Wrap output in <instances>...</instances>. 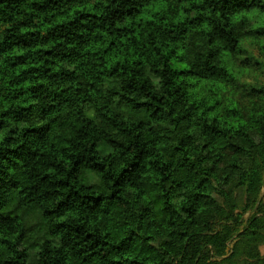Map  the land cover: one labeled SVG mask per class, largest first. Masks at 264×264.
<instances>
[{
  "label": "trees",
  "instance_id": "obj_1",
  "mask_svg": "<svg viewBox=\"0 0 264 264\" xmlns=\"http://www.w3.org/2000/svg\"><path fill=\"white\" fill-rule=\"evenodd\" d=\"M263 192L264 0H0V264H264Z\"/></svg>",
  "mask_w": 264,
  "mask_h": 264
},
{
  "label": "rangeland",
  "instance_id": "obj_2",
  "mask_svg": "<svg viewBox=\"0 0 264 264\" xmlns=\"http://www.w3.org/2000/svg\"><path fill=\"white\" fill-rule=\"evenodd\" d=\"M100 149L102 150L103 153H107L111 150V148L106 145V144H101ZM263 197H264V192H263ZM251 213H246L245 217H249ZM262 251L264 252V246L262 247Z\"/></svg>",
  "mask_w": 264,
  "mask_h": 264
}]
</instances>
